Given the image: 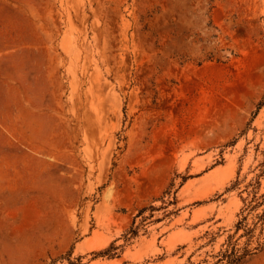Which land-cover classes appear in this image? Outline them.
<instances>
[{"label": "rangeland", "instance_id": "obj_1", "mask_svg": "<svg viewBox=\"0 0 264 264\" xmlns=\"http://www.w3.org/2000/svg\"><path fill=\"white\" fill-rule=\"evenodd\" d=\"M263 97L264 0H0V264L254 252Z\"/></svg>", "mask_w": 264, "mask_h": 264}, {"label": "trees", "instance_id": "obj_2", "mask_svg": "<svg viewBox=\"0 0 264 264\" xmlns=\"http://www.w3.org/2000/svg\"><path fill=\"white\" fill-rule=\"evenodd\" d=\"M237 184L238 183H236V185ZM259 185H260L259 182H255V183H249L246 186L247 189L248 188L251 189L249 191V194L252 195V199L250 203L248 204L249 205L248 207H250L251 210L259 207L260 205L264 203V202L259 201L261 199L262 200L264 199V195H261V197H256L257 192H255V190L257 189ZM243 201L245 202V199H243ZM142 213H143V210L139 211L138 216H141ZM241 229L243 230V233L240 234L239 237L246 236L248 238V241H250L253 237L255 227L253 228L246 227L242 224V221H239L235 224V233L239 232ZM132 233L133 235H135L136 232L134 231ZM231 238L232 237H229V241L227 242L225 250L220 252V254L218 255V259L214 264H243L248 257L256 254L257 252L261 251L264 248V244H259L258 248H256L254 252L247 250L246 248L240 251V249L236 248L235 243L230 242ZM111 248H113L112 245L108 249H106L103 253L109 252Z\"/></svg>", "mask_w": 264, "mask_h": 264}]
</instances>
